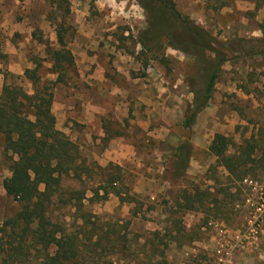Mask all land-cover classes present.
<instances>
[{
  "label": "rangeland",
  "instance_id": "rangeland-1",
  "mask_svg": "<svg viewBox=\"0 0 264 264\" xmlns=\"http://www.w3.org/2000/svg\"><path fill=\"white\" fill-rule=\"evenodd\" d=\"M80 1L62 0L59 8L57 0H37V37L24 46L31 68L40 66L42 82L54 83L57 76L51 72L46 42L53 49L60 47L55 26L63 17V45L82 52L84 40L96 42L98 50L88 53L97 55L100 75L111 82L103 90L84 83L75 63L67 82L53 87L58 99L84 93L105 113L68 121L52 114L61 145L76 160L62 187L85 195L81 212L52 207V218L64 228L88 233L80 239L87 246L84 253L94 256L93 264L214 263L223 244L236 241L248 211L237 209L246 189L219 166L209 147L221 134L229 139L232 153L248 141L258 146L254 157L264 153V0H159V7L172 2L225 60L213 98L191 132L182 128L185 113L206 85L208 64L216 65L219 57L205 51L202 60L200 51L181 50L193 37L186 31L155 36L147 7L153 0H83V6ZM9 11L0 15V25L9 28L4 32L0 26V44L16 22L28 23H22L28 10ZM10 83L6 79L5 84L28 94L34 91L25 76ZM48 119L38 117L40 124L50 126ZM15 160L0 137V227L20 210L4 187ZM111 178L116 184H110ZM245 178L264 181L263 164L251 168ZM97 191L99 196L93 194ZM196 191L205 199L203 205L194 211L182 208L185 192L193 196ZM232 264H264V232L258 241L237 249Z\"/></svg>",
  "mask_w": 264,
  "mask_h": 264
},
{
  "label": "trees",
  "instance_id": "trees-1",
  "mask_svg": "<svg viewBox=\"0 0 264 264\" xmlns=\"http://www.w3.org/2000/svg\"><path fill=\"white\" fill-rule=\"evenodd\" d=\"M59 1L57 0L56 4L60 8L62 0ZM151 3L147 7H150L149 16L153 21L155 36L186 31L193 37L186 43L187 45H181V50H187L188 47V50L200 51L202 60L205 51H210L221 58L222 54L213 49V42L206 39L204 32L203 35L183 19L172 2L171 5L163 4L162 7H159L161 3L159 0H153ZM55 27L60 47L53 49L52 45L46 42L47 52L51 55V72L57 76L54 83L42 82V77L39 75L40 66L35 65L34 69L25 71V78L34 86L32 95L18 86L8 84L4 85L0 94V137L3 139L5 152L17 157V160L12 162L11 176L5 180L4 187L8 197L20 204L16 216L6 220L0 227V264H93L95 262L94 256L84 253L87 246L80 239L81 234L85 236L88 233L86 231L78 233L70 228H64L52 218V207H57L58 210L75 208L76 212H81L85 200V195L81 191H68L62 187L63 178L68 177L73 171L76 160L70 151L61 145L60 137L53 129L55 121L51 113L54 101L53 87L55 84H65L67 72L75 69L76 65L74 55L63 45L62 38L67 31L65 18L62 17L60 25ZM33 37H37L36 33ZM202 38L204 45L201 43ZM205 40L209 46L205 45ZM261 54L264 56V52ZM0 58H6L1 54V48ZM224 63L225 60L220 59L216 65L208 64L210 69L206 85L202 92L195 93V100L185 113L182 123L185 131L193 130L198 115L211 102L218 74ZM41 115L49 118L50 126L40 124L38 117ZM33 117L35 121L32 120ZM230 145L226 136L217 134L209 151L217 159L219 166L233 179L242 182L251 173V168L259 164L264 166V153L259 158L254 157L258 150L257 145L248 141L238 153L237 151L232 153ZM109 182L112 185L116 184L112 178ZM42 185L44 190H41ZM198 192L196 191L193 196L185 192L183 198L186 200V205L181 207L187 211H194L197 204L203 205L205 199L200 198ZM93 194L99 196V191ZM106 195H108L107 191L104 196ZM116 195L121 200H125L121 193ZM197 195L199 199L193 200ZM209 197L210 195L207 198ZM94 236L96 235H92Z\"/></svg>",
  "mask_w": 264,
  "mask_h": 264
},
{
  "label": "crops",
  "instance_id": "crops-1",
  "mask_svg": "<svg viewBox=\"0 0 264 264\" xmlns=\"http://www.w3.org/2000/svg\"><path fill=\"white\" fill-rule=\"evenodd\" d=\"M36 1L37 0H0V15L2 16L9 15V9H12V7H16L17 10H28L27 13L29 14V17L24 18L25 20L22 21L23 23L24 21H27L26 19H28V23L24 22L23 24H17L16 22L13 31L7 35L5 43L0 44L1 54L6 57L5 59H9L7 64L4 62V59L0 58V94L3 91L6 79L9 78L10 82L14 84L19 77L22 78L25 76L24 73L26 70L33 69L31 68L33 64L31 60L27 58V53L24 49V46L26 42H35L33 35L34 31L36 30L35 28L38 26L35 24L37 22L36 19L39 17V13L36 12L35 9ZM80 5H84L83 0L80 1ZM84 9H87L86 6L83 8V10ZM76 12L82 14L81 11ZM28 24H30V26H27ZM0 26L5 28L4 32L9 30V28L5 27L4 24H1ZM95 44L96 42L92 40H84L81 45H84L85 51L79 52L78 50L74 49L72 50V53L76 59L75 63L79 68V72H81V80H83L84 83L87 82L89 85L94 86V88H98V90H103L107 86H110L111 82L105 76L100 75L102 69L98 63L97 55L88 53V50H98V47H95ZM94 68H96L95 73L92 72ZM6 74L8 75L7 78ZM84 83L83 91L86 88ZM71 97L75 99L74 104H76V107L73 109V111L71 109V106H73L71 105ZM60 98L61 99H58L57 94H55L51 109V113L58 121L62 120L63 118L66 121L69 119L75 120L78 116H82L84 114H87L88 117H94L96 114L105 113V110L102 109L99 104L92 103L94 101L87 99L89 97L84 93L75 95H60ZM78 123L86 124V122H82L80 119L78 120Z\"/></svg>",
  "mask_w": 264,
  "mask_h": 264
},
{
  "label": "built area",
  "instance_id": "built-area-1",
  "mask_svg": "<svg viewBox=\"0 0 264 264\" xmlns=\"http://www.w3.org/2000/svg\"><path fill=\"white\" fill-rule=\"evenodd\" d=\"M240 186L247 191L242 203H237V209L248 211L245 225L237 232L232 246L223 244V249L216 252L215 262L212 264H232L234 252L244 244L258 241L264 232V181L246 178L240 182Z\"/></svg>",
  "mask_w": 264,
  "mask_h": 264
}]
</instances>
